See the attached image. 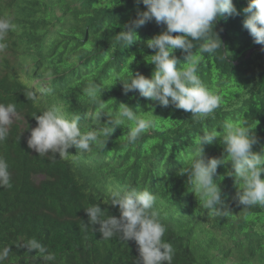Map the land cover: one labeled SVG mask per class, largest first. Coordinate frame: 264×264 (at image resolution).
<instances>
[{
	"label": "trees",
	"instance_id": "obj_1",
	"mask_svg": "<svg viewBox=\"0 0 264 264\" xmlns=\"http://www.w3.org/2000/svg\"><path fill=\"white\" fill-rule=\"evenodd\" d=\"M234 3L240 14L218 21L215 30L222 43L215 54H203L199 67L203 83L220 95V107L214 118L196 120L172 105L153 104L138 91L123 92L119 80H130L137 72L151 77L154 66L145 56L155 53L146 41L166 30L153 20L137 30L141 39L130 48L122 49L115 42L123 26L138 11H146L143 4L135 0H14V18L27 25L20 36L21 63L44 61L46 73L55 78L52 95L38 101L0 96V103H15L28 121L25 129L13 125L0 143V156L9 165L13 185L0 188V248L12 249L5 264H45L37 251L29 253L17 246L33 237L54 254L48 264H137L134 240L125 241L119 235L103 239L99 225H90L95 232L81 228L82 221L89 222L84 209L91 204L119 218L110 195L133 188L146 189L156 197L155 208L167 228L164 239L174 249L172 264H264V208L244 209L234 201L238 189L234 178L227 176L230 165L218 168V174L225 176L223 199L232 210L228 217L210 218L191 192L187 175H178L196 134L205 128L219 129L227 118L259 121L252 128L259 138L253 151L264 149V45L256 44L243 27V9L249 0ZM109 21L118 26L102 31ZM200 43L194 42V51ZM176 55L183 63L184 54ZM105 81L103 92L94 99L83 95L90 83ZM102 101L108 102L105 112L112 114L119 103L138 106L145 113L152 104L158 118L135 144L128 143L125 126L110 138L100 133L99 141L108 142L104 148L78 152L73 147L63 158L57 154L55 160L40 157L28 147L33 122L37 126L33 114L56 105L70 114L66 118L80 116L82 129L90 130L102 127L94 119ZM107 120L104 116L101 123ZM223 151L219 141L205 146L210 158H220Z\"/></svg>",
	"mask_w": 264,
	"mask_h": 264
},
{
	"label": "clouds",
	"instance_id": "obj_2",
	"mask_svg": "<svg viewBox=\"0 0 264 264\" xmlns=\"http://www.w3.org/2000/svg\"><path fill=\"white\" fill-rule=\"evenodd\" d=\"M135 3L143 4L146 11H138L136 18L115 35V42L122 49L138 43L141 38L137 30L153 20L157 25H165L166 30L146 41L147 48L155 53L145 56L146 62L154 66L151 77L137 72L126 81L119 80L118 76L112 78L119 80L125 95L138 91L141 97L153 104L163 107L172 105L190 112L193 119L214 118L221 97L216 90L203 83L199 67L203 54H215L222 43L215 30L218 21L240 14L234 0H135ZM12 11L14 0H0V96L38 101L46 94L52 95L55 76L46 73L44 61L41 64L34 60L21 63L24 45L20 36L27 25L15 19ZM243 11L246 14L243 27L256 44L264 45V0H249ZM117 26L109 21L102 31H111ZM196 41H202L198 51H194ZM177 52L184 54L183 63L178 59ZM4 65L8 68H3ZM106 84L107 81L90 83L84 88L83 95L94 99L103 92ZM107 103H99L94 113V119L102 127L90 130L82 129L80 116L66 118L70 114L62 113L56 105L39 115L33 114L37 126L33 122L34 128L28 133V147L40 157L55 160L57 154L63 158L73 147L78 152L91 151L94 146L104 148L108 142L99 141L100 133L110 138L117 128L125 126L128 128V143L135 144L148 134L155 123L154 118H158L154 115L152 104L148 106L151 110L145 113L138 106L134 109L119 103L118 110L112 114L105 112ZM104 116L108 120L101 123ZM258 124L257 120L249 122L239 117L227 118L219 129L205 128L200 132L202 134L197 133L194 137L193 148L187 152L184 167L178 175H187L191 192L210 218L232 214L230 205L223 199L221 184L225 176L218 174L221 166L227 168L230 165L227 176L235 180L238 190L233 199L238 205H243L244 209L264 208V149L253 151L259 138L252 128H257ZM13 125L25 129L28 121L21 117L15 103H0V143L7 139ZM217 141L223 146V155L220 158L207 157L205 146ZM12 186L9 165L0 156V188L11 189ZM155 203L156 197L146 189L112 192L110 204L118 206L119 218L109 215L99 204H91L84 209L89 222L82 221L81 228L84 231L92 228L95 232L96 229L90 225H99L103 239L119 235L125 241L134 240L139 251L137 264H172L174 249L164 239L167 228L159 218ZM17 246L26 248L29 253L37 251V257L45 264L55 259L54 254L35 237ZM11 252L10 247L0 248V264H5Z\"/></svg>",
	"mask_w": 264,
	"mask_h": 264
}]
</instances>
